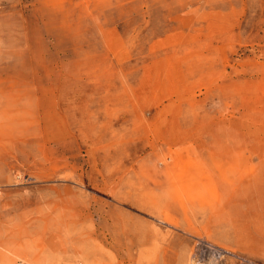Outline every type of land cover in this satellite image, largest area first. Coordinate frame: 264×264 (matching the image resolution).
<instances>
[{
  "label": "rangeland",
  "instance_id": "obj_1",
  "mask_svg": "<svg viewBox=\"0 0 264 264\" xmlns=\"http://www.w3.org/2000/svg\"><path fill=\"white\" fill-rule=\"evenodd\" d=\"M0 264H264V0H0Z\"/></svg>",
  "mask_w": 264,
  "mask_h": 264
}]
</instances>
